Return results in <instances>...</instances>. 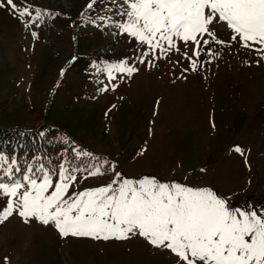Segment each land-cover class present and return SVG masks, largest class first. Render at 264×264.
I'll use <instances>...</instances> for the list:
<instances>
[{"label":"rangeland","instance_id":"374dc122","mask_svg":"<svg viewBox=\"0 0 264 264\" xmlns=\"http://www.w3.org/2000/svg\"><path fill=\"white\" fill-rule=\"evenodd\" d=\"M17 2L30 4L33 17L39 9L41 17H25V28L10 10L0 9V126L42 132L54 127L72 149L108 161L103 175L85 179V173H76L70 193L106 185L120 172L123 178L148 176L208 187L233 206H264V59L238 44L229 47L226 26H217L218 38L226 43L206 46V53L215 55L202 53L193 72L183 55H191V42L177 40L180 51L157 59L153 55L160 54L149 50L146 62L139 63L147 46L115 26L123 19L112 0H98L84 16L89 0ZM122 60L138 71L131 76L113 72L110 80L105 67ZM79 162L97 163L91 158ZM5 202L0 197V210ZM5 257L7 264L177 260L170 250L155 248L139 235L126 240L62 238L54 226L34 218L24 223L15 212L0 224V264H6Z\"/></svg>","mask_w":264,"mask_h":264},{"label":"snow or ice","instance_id":"6c2138e0","mask_svg":"<svg viewBox=\"0 0 264 264\" xmlns=\"http://www.w3.org/2000/svg\"><path fill=\"white\" fill-rule=\"evenodd\" d=\"M123 23H116L121 33L146 45L138 58L151 53L153 59L170 51H180L176 41L191 42L195 47L183 53L193 72L206 46L225 44L218 38L217 26L230 30L233 43L254 51L264 59V0H112ZM98 0H89L84 16ZM30 4L17 0H0V9H8L24 20L33 17ZM111 11V9H109ZM105 20V17H98ZM112 18L108 17L107 21ZM106 21V22H107ZM94 23V21H93ZM36 37V32L32 33ZM207 37V38H205ZM212 54L213 53H206ZM195 57L196 59H193ZM150 62V61H148ZM110 80L113 72L131 76L138 71L126 60L107 65ZM115 85H113V90ZM100 91H107L101 88ZM115 107V106H113ZM43 135V133H40ZM76 159L89 157L96 164L77 165L64 159L56 168L41 162L28 164L20 176L17 159L0 152V197L6 198L0 210V224L15 212L24 223L35 219L52 225L60 236L88 237L94 240H126L139 235L155 248L168 249L177 257L176 264H264V206H233L226 198L208 187H192L178 182H160L155 177L123 178L115 172L111 181L95 188L70 193L77 182L76 173L85 179L103 175L107 160L92 153L73 149ZM234 151L243 154L236 146ZM39 160V157L35 158ZM247 163V161H245ZM7 165V167H5ZM114 169V165L112 166ZM53 176L57 179L54 181ZM7 182H4V178ZM7 264V257H5Z\"/></svg>","mask_w":264,"mask_h":264},{"label":"trees","instance_id":"16d2710c","mask_svg":"<svg viewBox=\"0 0 264 264\" xmlns=\"http://www.w3.org/2000/svg\"><path fill=\"white\" fill-rule=\"evenodd\" d=\"M40 133H43V135H40ZM0 149L7 150L16 157L21 172L26 169L28 164L33 163L38 165L43 162L48 168H57L59 161L66 158L73 160L77 165L80 164L79 161L81 160H90L89 157L76 159V154L68 138L66 139L54 127H50L42 132L39 128L21 130L14 126H0ZM36 157L40 159L36 160ZM75 160H77V163ZM16 174L20 175L21 173ZM4 182H7L6 177L4 178Z\"/></svg>","mask_w":264,"mask_h":264}]
</instances>
